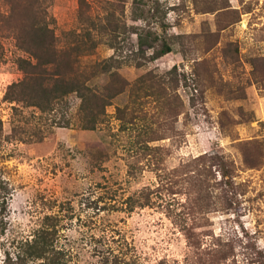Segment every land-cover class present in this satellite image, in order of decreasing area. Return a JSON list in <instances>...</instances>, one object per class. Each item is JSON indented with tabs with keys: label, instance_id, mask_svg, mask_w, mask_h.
I'll return each instance as SVG.
<instances>
[{
	"label": "rangeland",
	"instance_id": "rangeland-1",
	"mask_svg": "<svg viewBox=\"0 0 264 264\" xmlns=\"http://www.w3.org/2000/svg\"><path fill=\"white\" fill-rule=\"evenodd\" d=\"M10 1L0 0V264H42L20 252L50 223L67 264H264V0H159L156 16L155 0H39L61 39L90 16L103 26L82 62L113 56L122 90L94 128L77 93L52 112L7 99L24 77L15 24L32 0ZM96 80L110 85L108 73Z\"/></svg>",
	"mask_w": 264,
	"mask_h": 264
},
{
	"label": "trees",
	"instance_id": "trees-1",
	"mask_svg": "<svg viewBox=\"0 0 264 264\" xmlns=\"http://www.w3.org/2000/svg\"><path fill=\"white\" fill-rule=\"evenodd\" d=\"M135 1L139 6L145 5L143 2L145 0ZM80 2L83 4L86 0ZM152 2L149 10L154 9L153 15L156 16L161 12L162 6L159 0ZM9 11L8 17H14L17 13L16 6L11 3ZM20 13L24 21L18 26L15 24L16 39L18 46L27 52L28 56L19 58L24 77L9 85L7 99L37 106L42 112H52L66 96L77 93L81 98L80 112L83 126L96 127L104 120L106 108L111 104L112 98L122 90L117 89L116 86L118 72L113 69V56L106 61L92 63L90 68H86L82 62L84 55L93 53L97 48L98 32L103 26L90 16L88 21L80 26V30H71L61 39L55 28L46 20V10L39 0H32L30 5L22 6ZM111 17L109 13L103 16L106 24H111ZM160 25L167 29L168 24L162 18ZM165 43L167 47L165 51L171 50V45ZM102 73H108L110 76V85L104 88L96 80V77ZM140 197L134 199L130 196L129 202L134 205L149 203L148 195ZM56 225L57 223L54 225L50 223L38 229L32 241L24 245L20 256L24 252L28 257L43 258L42 264H67L65 251L58 248L55 243L58 232ZM186 228L188 244L191 248L198 247L192 241L191 225L188 224Z\"/></svg>",
	"mask_w": 264,
	"mask_h": 264
}]
</instances>
